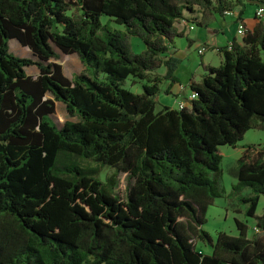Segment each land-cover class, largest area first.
Instances as JSON below:
<instances>
[{"label":"trees","instance_id":"1","mask_svg":"<svg viewBox=\"0 0 264 264\" xmlns=\"http://www.w3.org/2000/svg\"><path fill=\"white\" fill-rule=\"evenodd\" d=\"M237 5L242 20L244 0H0V264H264V142L242 146L228 192L259 231L248 237L237 217L236 235L202 228L224 193L219 146L264 131V24L242 23L217 66L201 61L188 106L155 110L159 83L177 82V25ZM10 39L33 58L13 55ZM57 51L83 70L65 76ZM55 101L77 120L50 121ZM102 167L113 169L104 180ZM121 173L124 199L113 193Z\"/></svg>","mask_w":264,"mask_h":264},{"label":"rangeland","instance_id":"2","mask_svg":"<svg viewBox=\"0 0 264 264\" xmlns=\"http://www.w3.org/2000/svg\"><path fill=\"white\" fill-rule=\"evenodd\" d=\"M254 9V3H250L247 0H244V10L243 16L245 20L250 21L252 19V13ZM107 17L102 15L100 20L102 23L107 21ZM229 20V18H226ZM110 25L113 28L122 29V26L110 22ZM241 28V27H240ZM173 42L175 43V47L179 49L181 52L187 47V41L184 36L182 38L176 37L174 38ZM130 43L132 50L134 53H139L143 48L144 44L138 37H130ZM9 51L18 57H28L33 58L30 51L27 47L21 46L15 39H10L8 41ZM58 57L52 58V62H57L62 65L63 73L68 78H71L73 74L79 73L83 70V66L76 54H63L60 51H57ZM208 54V53H207ZM214 61V60H213ZM25 71L27 74L36 75L37 69L35 66H27L25 67ZM165 71L164 67H159L156 72L161 73ZM131 78H128L124 83L123 86L132 92L139 93L141 92V82L140 81H132ZM170 86L169 80H162L159 83V92L156 97V106L155 110H159L164 103H168L167 105L177 108V101L179 96L173 97L172 94L166 93V89ZM177 88V87H176ZM186 92H189V88H186ZM46 97L52 98L51 95L47 94ZM48 119L54 122L57 126H61L65 120H72L75 121L77 118L75 116H69L66 111L64 104L60 101H55V111L54 114L48 115ZM264 142V131L260 129H250L246 131L243 135L242 140H240L236 147L232 148L228 145L219 146V150L222 155V161L220 165V179L218 181V186L224 190V193L213 200L212 204L207 207L205 213V222L202 225V228L207 231L212 237L215 236L217 231H224L230 235H236V229L233 222V218L237 217L242 219V215L240 214V208L243 205H238L236 200L233 196L228 195V192L231 188V185L235 183L236 178L233 174L236 159L240 154L241 147L245 144H261ZM238 155V156H237ZM113 172V169L108 167H102L100 169L99 177L104 180L107 176H110ZM126 177L125 174H118L116 177V185L113 190L114 194H117L120 198H125L126 195ZM247 189L242 191L243 194L246 193ZM240 206V207H239ZM256 212L260 215L264 214V196H260ZM249 221V224L252 225V221L254 219L251 218H244ZM248 235L252 234V228L247 231ZM196 247L204 251L205 253H210L209 246L203 245L200 242L196 243Z\"/></svg>","mask_w":264,"mask_h":264},{"label":"crops","instance_id":"3","mask_svg":"<svg viewBox=\"0 0 264 264\" xmlns=\"http://www.w3.org/2000/svg\"><path fill=\"white\" fill-rule=\"evenodd\" d=\"M256 5L257 4L254 3L252 19L250 21L245 20L243 14H242V20L239 19L238 10L240 6L237 5L232 10L233 14L228 16L225 15L220 16L215 13L204 14L202 12L199 13L197 12L196 17L197 20L200 21L201 25H194V28L192 29L189 28L190 23L181 22L180 24L177 25L178 29L183 31L185 39L186 37L188 38V40L186 39L187 47L184 49L183 52H181L179 49L175 47L174 42L172 44L173 46L172 50L174 51V56L178 57L181 60L180 64L174 71V76L177 79V82L173 83L169 88V92L170 94H172L173 97L177 98L179 96V98H177L178 99L176 103L177 105L180 102L185 103L186 106L189 105L187 102V97L189 96L190 93L186 92V88H188L191 82L198 83L201 80V76L203 74L201 61L206 65L217 66L221 61V55L218 53L217 48L229 44V42L232 39H236L237 41H240L242 35L239 34L237 30L240 27L242 28V23L246 27L252 28L254 23L258 22L254 18V11L256 9ZM226 18H229V20H227ZM201 48H203L202 52L198 53V51ZM163 73L164 71L158 74H163ZM164 104L166 106H169L167 105L168 103H164ZM241 151H242V147H241ZM248 192L249 191L246 190L245 194H248ZM241 207L242 208H240L241 209L240 214L242 215L243 220L247 222L249 228L250 226L252 228V234L251 235L247 234L248 237H251L254 235L253 228L255 227V220H253L252 225H250L249 221L244 219L243 216V211L245 207L244 206ZM255 214L260 215L256 211ZM262 233H264V228L263 230L259 231V234Z\"/></svg>","mask_w":264,"mask_h":264},{"label":"built area","instance_id":"4","mask_svg":"<svg viewBox=\"0 0 264 264\" xmlns=\"http://www.w3.org/2000/svg\"><path fill=\"white\" fill-rule=\"evenodd\" d=\"M224 14L225 15H231V14H233V12H232V10H226V11H224ZM254 18L257 20V21H259V22H262L263 24H264V5H262V4H260V5H258L257 7H256V9H255V11H254ZM189 28L190 29H192L193 28V25H189ZM237 32L239 33V34H243V29L242 28H239L238 30H237ZM202 50H203V48H201L199 51H198V53H201L202 52ZM194 97V94L193 93H190L189 94V99H192ZM184 106V103H182V102H180L179 104H178V107L179 108H182ZM259 231V229L257 228V227H254V232L256 233V232H258Z\"/></svg>","mask_w":264,"mask_h":264}]
</instances>
